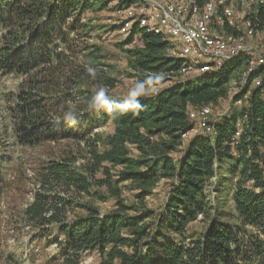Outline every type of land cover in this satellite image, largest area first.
I'll use <instances>...</instances> for the list:
<instances>
[{
  "label": "trees",
  "instance_id": "16d2710c",
  "mask_svg": "<svg viewBox=\"0 0 264 264\" xmlns=\"http://www.w3.org/2000/svg\"><path fill=\"white\" fill-rule=\"evenodd\" d=\"M118 2L128 6L137 0ZM256 5L247 17L264 33V0ZM92 6L93 0H0V72L21 77L9 106L17 142L21 147L68 138L87 143L86 173L77 171L78 157L65 152L41 172L40 187L21 217V225L35 231L31 242L50 239L54 228L61 264H81L87 250L99 252L97 264H264V84L251 90L240 113L213 124L215 137L197 133L187 144L182 139L195 125L191 106L198 110L225 97L234 71L250 55L183 79L174 74L185 59L166 53L169 41L134 24L127 40L142 34L141 46L131 50L134 68L176 81L156 95L112 98L104 91L116 80L108 75L98 45L79 41L87 27L83 14ZM222 28L237 33L229 23ZM110 121L112 133L93 134L94 126ZM240 121L243 132L235 138ZM115 167L122 168L114 179ZM218 170L217 188L224 176L233 182L238 175L232 212L221 206L222 188L210 195ZM98 172L105 177L97 178ZM164 179L171 182L170 191L156 212L146 198ZM128 182L138 190L130 203L120 188ZM95 183L106 185L116 198L112 210L104 213L83 201L84 193L95 195ZM215 199L218 206L212 204ZM77 207L85 214L70 218ZM231 213L237 222L226 220ZM199 215L209 223L190 237L188 227ZM0 258L20 264L13 255L0 252Z\"/></svg>",
  "mask_w": 264,
  "mask_h": 264
},
{
  "label": "rangeland",
  "instance_id": "374dc122",
  "mask_svg": "<svg viewBox=\"0 0 264 264\" xmlns=\"http://www.w3.org/2000/svg\"><path fill=\"white\" fill-rule=\"evenodd\" d=\"M204 1L206 0H203V2ZM262 1L263 0H217L216 2L215 0L218 9L210 16V18L212 17L209 24V29H211L210 32L218 33L223 36L225 35L227 38L230 34H232L231 36H238V38H241V41H243L242 43L247 45L248 50V53L241 52V54L244 53L250 56L245 64L234 71L235 73L228 83V94L225 95V97L209 105H203L198 110H195L194 106H191V117L196 118L195 125L190 131L184 133V136L182 135L184 144H187L191 140V137L197 133L204 134L208 137L210 135L215 137L216 133L213 124L216 123V121L222 120V117L231 115V113H240L248 104L251 90L264 84V70L262 74L258 73L256 77L250 80V76L254 72H257L260 67H264V33L258 30L256 31L253 28V33L249 34L248 22L250 21L247 17L256 10V4ZM137 2L128 6H122L119 5L118 0H107L106 3L100 0H93V6L83 14V22L87 27L82 31L83 36L80 37L79 41L98 45L100 53L103 56L102 63L107 65L106 70L108 75L116 80V86L104 92L112 98L121 100L128 97H133L135 99L142 96L156 95L160 89L175 84L176 77L174 76L188 79L205 73L195 70L189 73H180L179 69L174 76H171L163 73H141L134 68L131 50L141 46L142 34H135L131 40H127L132 32L134 24H138V22L133 21V18L127 14L126 9H128L127 7L136 5ZM203 2L201 1L200 4H203ZM199 6L201 9L198 8V10L195 11V15L197 14L196 16H202L205 12L203 6ZM190 13L193 15V11ZM216 13H219L223 19L222 21L213 19L216 18ZM225 23L234 26L237 33L225 32L222 28ZM138 25L140 28H143L140 24ZM81 30L82 29H80V31ZM153 32L162 34L164 40L169 41L170 46L166 50L167 54L173 57L176 55V57L184 58V64L192 60V56L184 55L181 57L178 54H173L174 48L180 51L183 48V44L175 36L169 35L166 30ZM241 54L237 58L241 57ZM82 55L79 56V61L83 60ZM229 62L225 61L221 65L214 66L213 69L217 70L221 66H224L225 63ZM20 78L21 77H15L12 74L6 75L0 72V178H4L0 185V211L2 212V219H0V252H3L5 256L13 255L14 260L20 261V264L21 261L23 264H61V259L59 258L60 247L58 243L52 241V237L57 236L54 228L51 227L53 230L50 239L31 242L32 234H34L35 231L24 226V223L21 225V217L24 208L34 200L35 192L40 187L41 172L45 167H48V163H50L51 160L60 158L62 152L77 156V171L87 172L84 168V163L87 162V149H85L87 143L83 142L84 140H78L80 142L76 143L68 138L62 139L61 141L57 140L56 142L44 141V143L41 144L21 147L17 142L14 127L12 126L13 116L9 111V106L14 105L15 97L19 91ZM258 78H261L262 81L257 85L256 81ZM11 95L13 96L12 98L10 97ZM94 102L95 100L92 101V103ZM77 104L76 102V104L69 107L74 108ZM203 108H210V112L207 116V121L209 122L207 125L210 126L209 129L203 128L200 123V120L203 118L200 112ZM240 123V128L237 131L238 133L236 132L235 138H238L243 132V121H240ZM113 131L114 125L112 121L101 124L98 127L97 125L93 127V134L95 132H100L103 136H106ZM81 148H83V150H80ZM100 148H102V146H100ZM132 153L133 155H138L134 147ZM178 154L179 153L176 152L173 155L177 158ZM120 168L122 167L112 168L114 179L117 178L116 173ZM217 172L218 176L213 177L211 183L210 195L212 197L217 196L220 191L219 188H222L220 192L222 194V199H220V201H223V203L221 206L227 211L232 212L234 209V204H232L234 195L233 187L238 175L233 176V182L224 176L221 186L217 188L215 187V182L221 180V178H219L221 172L219 170ZM95 175H97V178L105 177L102 172H98ZM170 186L171 182L167 179L161 180L159 185L153 189L154 192L146 198L147 205L156 212H159L169 194ZM120 188L121 191H123V197L127 203L137 200L136 193L138 190L130 182L125 183V185L121 184ZM94 191H96V193L93 196L84 193L83 201H92V203L104 213L115 207L116 198L113 196L111 197L106 185L95 183ZM212 204L218 206V200H213ZM85 212V209L77 207L74 213L71 212L69 214V217L74 218L79 216V214H85ZM228 215L227 221L237 222V216L235 214L231 213ZM203 219V216L199 215L195 221L189 225L187 233L190 237H196V235L206 229L209 222ZM58 238L59 241H64L62 236L58 235ZM52 258L58 259L53 260ZM81 258V264H97L102 259L97 250L84 251L81 254ZM0 264L8 263H5L4 260L0 258Z\"/></svg>",
  "mask_w": 264,
  "mask_h": 264
},
{
  "label": "bare ground",
  "instance_id": "6f19581e",
  "mask_svg": "<svg viewBox=\"0 0 264 264\" xmlns=\"http://www.w3.org/2000/svg\"><path fill=\"white\" fill-rule=\"evenodd\" d=\"M200 2L201 0H138L136 5L127 7L128 9L126 10L127 14L133 18V21L138 22L140 26H143V28H146L148 31L159 32L160 30H166L169 35L173 36L174 32H182L183 29L188 35L192 36L200 48L199 56L191 55L192 60L190 59L191 61L188 60L189 62L182 65L180 73H189L192 70L204 73L209 68L211 70L214 66L221 65L225 61L229 62L241 54L234 53L221 55L218 62L215 59H209L208 53H214L220 49L219 38L222 39L223 43H231V45H234V49L242 48V52L246 53H248V50L247 45L242 43L243 41H241V38L233 37L231 35L227 38L225 35L223 36L218 33L210 32L211 29H209V24L212 18H210V16L211 14H214L216 9H218L216 4L217 0L216 2L215 0L202 1L203 4H200ZM199 5L203 6V9H205L202 16H196L197 14L195 15V11L200 8ZM161 10L168 16L161 15ZM192 11L193 15L190 13ZM157 17H159V19L156 20ZM213 19H216L217 21L223 20L219 13H216V18ZM166 24H168V26H166ZM170 27H172L173 33L171 32ZM248 27L249 34H252L254 29L250 22H248ZM178 40L183 44V48L181 51L174 48L175 50L173 49V54L175 53L180 55V53H183L184 50V41L182 39ZM261 78L258 79L262 81ZM204 111L209 112L210 108L202 109L200 113L203 118ZM203 118L200 120L201 126L205 129H209L210 126L207 125L209 122Z\"/></svg>",
  "mask_w": 264,
  "mask_h": 264
},
{
  "label": "built area",
  "instance_id": "2783aa9c",
  "mask_svg": "<svg viewBox=\"0 0 264 264\" xmlns=\"http://www.w3.org/2000/svg\"><path fill=\"white\" fill-rule=\"evenodd\" d=\"M161 15H167V14L161 10ZM157 19H159V17H157L156 20ZM166 26H168V24H166ZM170 30L172 32V27H170ZM174 36L177 39H182L184 41V50H183V53H180V56H184V55H188V56L197 55V56H199V49L200 48L198 47L197 42L192 38V36L188 35L183 29H182V32H174L173 37ZM219 39H220V49H218L214 53H208L209 59H215L218 62L219 57H221V55L234 54V53H241L242 52V48L234 49V45H231V43H223L222 39L221 38H219ZM200 59H201V56H200ZM208 70H210V68ZM208 70L206 72H208ZM260 83H261V81L258 79L256 81V84L258 85ZM209 112L204 111V118L203 119L206 121L208 120L207 116H208Z\"/></svg>",
  "mask_w": 264,
  "mask_h": 264
}]
</instances>
